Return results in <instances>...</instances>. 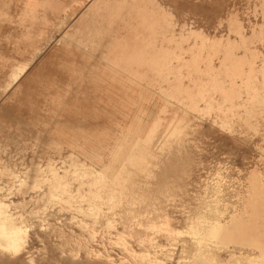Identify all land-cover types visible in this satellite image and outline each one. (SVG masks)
I'll return each mask as SVG.
<instances>
[{
	"label": "rangeland",
	"instance_id": "1",
	"mask_svg": "<svg viewBox=\"0 0 264 264\" xmlns=\"http://www.w3.org/2000/svg\"><path fill=\"white\" fill-rule=\"evenodd\" d=\"M85 3L0 0V264H264V0Z\"/></svg>",
	"mask_w": 264,
	"mask_h": 264
},
{
	"label": "bare ground",
	"instance_id": "2",
	"mask_svg": "<svg viewBox=\"0 0 264 264\" xmlns=\"http://www.w3.org/2000/svg\"><path fill=\"white\" fill-rule=\"evenodd\" d=\"M130 56V55H129ZM132 56V55H131ZM128 57V56H127ZM133 58V57H132ZM125 62H127V61H125ZM115 63V62H114ZM135 155V154H134ZM134 155H132V156H134ZM139 155V154H138ZM137 155V156H138ZM130 158V157H129ZM133 158V157H132ZM135 158V157H134ZM129 160V159H128ZM142 168V167H141ZM130 172V171H129ZM129 175H130V173H129ZM128 179V178H127ZM104 187V186H103ZM91 189V188H90ZM122 189V188H121ZM108 190V189H107ZM120 195H121V193H120ZM134 199V198H133ZM95 200V199H94ZM135 200V199H134ZM132 202V201H131ZM0 205H2V204H0ZM3 206H4V204H3ZM3 208V207H2ZM1 207H0V211H2L1 209H2ZM5 210V209H4ZM1 213V212H0ZM9 217H10V215H8L7 217H4V218H8L9 219ZM1 222H2V224H4V225H6V223L3 221V220H1ZM234 222H236V221H234ZM215 224V223H214ZM20 226V225H19ZM5 233H6V231H5ZM22 233H24V232H20V231H16V230H14L13 229V231H10V232H8V233H6V234H4V236H5V238L8 240V242H9V244L11 243H13V242H16V240H17V238L18 237H20V236H22L23 234ZM215 233V232H214ZM218 233H219V231H218ZM213 237V236H212ZM220 238V237H219ZM217 239V238H216ZM243 240V239H242ZM220 241V240H219ZM218 241V242H219ZM244 241V240H243ZM251 241V240H250ZM260 241V240H259ZM19 242V241H18ZM215 243V242H214ZM221 243H225V242H221ZM226 244V243H225ZM229 244V243H228ZM250 244V243H249ZM212 245H215V244H212ZM257 245V244H256ZM244 246V245H243ZM246 246V245H245ZM248 247H249V245H248ZM254 247V246H253ZM258 247H259V245H258ZM199 248V247H198ZM205 249V248H204ZM256 249V248H255ZM254 249V250H255ZM201 250V249H200ZM261 250V249H260ZM259 252V251H258ZM263 252V251H262ZM197 254V253H196ZM233 254V253H232ZM247 254V253H246ZM260 254V253H259ZM195 255V254H194ZM235 255V254H234ZM239 255V254H238ZM237 255V256H238ZM261 255V254H260ZM236 257V256H235ZM243 257V256H242ZM241 257V260H239L240 261V264H250L251 263V261L247 258V256H245V258H242ZM263 257V256H262ZM261 257V258H262ZM203 258V257H202ZM236 258H238V257H236ZM257 258H259V257H257ZM232 260H235V259H232ZM264 261V260H263ZM262 261V262H263ZM210 264H212V263H210ZM229 264V263H228ZM257 264V263H256ZM261 264V263H260Z\"/></svg>",
	"mask_w": 264,
	"mask_h": 264
},
{
	"label": "crops",
	"instance_id": "3",
	"mask_svg": "<svg viewBox=\"0 0 264 264\" xmlns=\"http://www.w3.org/2000/svg\"><path fill=\"white\" fill-rule=\"evenodd\" d=\"M88 1H90V0H86L85 6L88 4ZM62 28H63V27H62ZM62 28H61L60 30H62ZM60 30H58V32H59ZM60 32H61V31H60ZM54 36H55V35L48 37L47 34H44V35H42V36L40 37V41H41L42 39H46V40L49 39V38L53 39ZM40 41H39V42H40ZM39 42H38V43H39ZM37 49H39V46L37 47ZM36 52H37V51H34V53H36ZM22 66H24V65H22Z\"/></svg>",
	"mask_w": 264,
	"mask_h": 264
},
{
	"label": "snow or ice",
	"instance_id": "4",
	"mask_svg": "<svg viewBox=\"0 0 264 264\" xmlns=\"http://www.w3.org/2000/svg\"><path fill=\"white\" fill-rule=\"evenodd\" d=\"M22 264H28V262L27 261H23Z\"/></svg>",
	"mask_w": 264,
	"mask_h": 264
}]
</instances>
